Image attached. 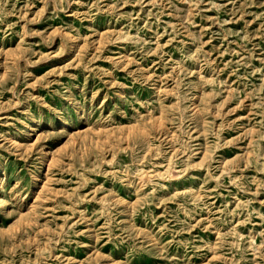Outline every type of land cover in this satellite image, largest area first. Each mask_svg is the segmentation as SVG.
<instances>
[{
    "label": "rangeland",
    "instance_id": "obj_1",
    "mask_svg": "<svg viewBox=\"0 0 264 264\" xmlns=\"http://www.w3.org/2000/svg\"><path fill=\"white\" fill-rule=\"evenodd\" d=\"M0 264H264V0H0Z\"/></svg>",
    "mask_w": 264,
    "mask_h": 264
}]
</instances>
